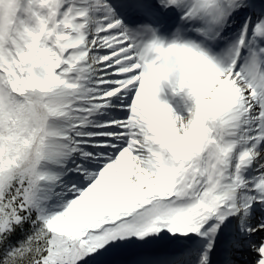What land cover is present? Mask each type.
Wrapping results in <instances>:
<instances>
[{
    "label": "snow or ice",
    "instance_id": "obj_1",
    "mask_svg": "<svg viewBox=\"0 0 264 264\" xmlns=\"http://www.w3.org/2000/svg\"><path fill=\"white\" fill-rule=\"evenodd\" d=\"M0 264H264V0H0Z\"/></svg>",
    "mask_w": 264,
    "mask_h": 264
}]
</instances>
